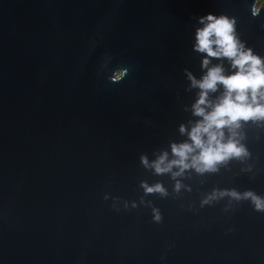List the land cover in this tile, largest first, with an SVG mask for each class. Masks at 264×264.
Instances as JSON below:
<instances>
[{"label":"water","instance_id":"obj_1","mask_svg":"<svg viewBox=\"0 0 264 264\" xmlns=\"http://www.w3.org/2000/svg\"><path fill=\"white\" fill-rule=\"evenodd\" d=\"M255 2L0 0V264H264V212L219 196L264 197V119L223 129L249 154L216 171L174 177L178 166L157 174L141 162L167 152L166 166L173 144L192 143L203 117L189 74L237 71L227 58L203 67L200 17H235L245 50L264 60ZM224 93L218 85L203 107Z\"/></svg>","mask_w":264,"mask_h":264},{"label":"clouds","instance_id":"obj_2","mask_svg":"<svg viewBox=\"0 0 264 264\" xmlns=\"http://www.w3.org/2000/svg\"><path fill=\"white\" fill-rule=\"evenodd\" d=\"M262 10L264 9L258 7L256 2L251 5V13L254 17L259 16ZM199 23L203 27L196 30L195 50L206 53L203 67L208 68L209 57L227 58L231 61L232 68L237 71L226 76L223 67L217 65L210 68L199 81L189 74L193 86L201 89L200 99L194 105V109L195 114L202 116L203 120L191 130L192 143L172 145V153L178 159L168 162L165 166L168 158L167 152L151 165L146 156L141 157V162L145 167H153L157 174L170 172L173 166L180 167V172L173 173L174 177L181 175L183 170L189 167L196 168L198 172L216 171L219 163L226 162L233 157L247 156L249 154L247 149L234 139L235 132H233V138L225 142L223 129L232 126L238 128L241 121L264 119V104L259 102L264 99V60L259 55H254L252 48L245 50V44L236 34V18L209 13L200 17ZM127 74V68L117 69L110 77V81L120 82ZM220 84L224 86L225 93L212 107V111L208 112L206 107H203L204 105L212 106L208 101V93L215 92ZM181 131H184L183 127ZM197 149L199 152L193 155ZM141 187L145 189L146 194L158 192L161 195H167L166 190L160 184L150 187L146 182H142ZM180 187L181 185L177 183L176 190L179 191ZM225 195H230L237 201L250 200L256 211L264 212V197L253 191L241 194L236 190H225L219 193L221 197ZM214 198H216V193H213L203 203L207 204ZM153 212L155 222H162L159 209L154 208Z\"/></svg>","mask_w":264,"mask_h":264},{"label":"rangeland","instance_id":"obj_3","mask_svg":"<svg viewBox=\"0 0 264 264\" xmlns=\"http://www.w3.org/2000/svg\"><path fill=\"white\" fill-rule=\"evenodd\" d=\"M262 5H264V2H262L261 0H258V6L260 7Z\"/></svg>","mask_w":264,"mask_h":264},{"label":"trees","instance_id":"obj_4","mask_svg":"<svg viewBox=\"0 0 264 264\" xmlns=\"http://www.w3.org/2000/svg\"><path fill=\"white\" fill-rule=\"evenodd\" d=\"M262 2H264V0H261Z\"/></svg>","mask_w":264,"mask_h":264}]
</instances>
